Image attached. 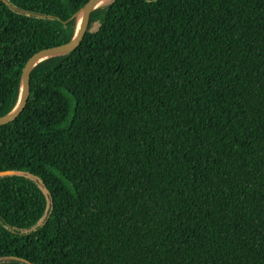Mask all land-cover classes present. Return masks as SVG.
Here are the masks:
<instances>
[{"label":"trees","instance_id":"16d2710c","mask_svg":"<svg viewBox=\"0 0 264 264\" xmlns=\"http://www.w3.org/2000/svg\"><path fill=\"white\" fill-rule=\"evenodd\" d=\"M89 0H0V116ZM0 264H264V0H110L0 125Z\"/></svg>","mask_w":264,"mask_h":264},{"label":"water","instance_id":"95a60500","mask_svg":"<svg viewBox=\"0 0 264 264\" xmlns=\"http://www.w3.org/2000/svg\"><path fill=\"white\" fill-rule=\"evenodd\" d=\"M110 0H89L84 7L81 9L79 13L83 11L80 22L77 18L75 33L72 39L66 43L55 45L52 47H47L35 52L24 64L22 69V77H21V85L19 98L15 105V107L8 114L0 116V125L9 123L16 119L21 112L23 111L30 94V73L34 66L38 64L40 61L56 55H61L73 50L77 47L81 40L84 37L86 32L90 14L97 7L109 2ZM79 16V15H78ZM2 174V172H0Z\"/></svg>","mask_w":264,"mask_h":264},{"label":"bare ground","instance_id":"6f19581e","mask_svg":"<svg viewBox=\"0 0 264 264\" xmlns=\"http://www.w3.org/2000/svg\"><path fill=\"white\" fill-rule=\"evenodd\" d=\"M82 14H83V11H82L81 13H79V16H78V21H79V22H80V20H81Z\"/></svg>","mask_w":264,"mask_h":264}]
</instances>
